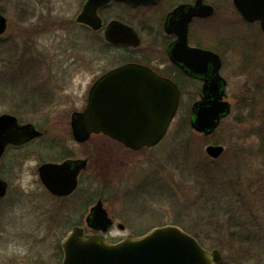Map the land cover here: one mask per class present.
Wrapping results in <instances>:
<instances>
[{"label": "rangeland", "instance_id": "374dc122", "mask_svg": "<svg viewBox=\"0 0 264 264\" xmlns=\"http://www.w3.org/2000/svg\"><path fill=\"white\" fill-rule=\"evenodd\" d=\"M66 2L57 0L50 10L45 0H0L10 23L8 32L0 36V115L11 113L22 123L32 121L47 130L49 138L63 133L62 145L78 148L69 135V124L54 122V107L45 112L30 110L38 87L31 88L28 78L36 76L30 72L33 56L38 68L47 67L44 62L49 59L54 72L63 74L59 83L67 91L57 92L63 96L56 105L60 112L79 110L86 101L88 91L81 87L86 82L74 74L93 65H84L92 56L87 42L91 35L67 24L47 26L48 20L69 22L75 17V4ZM105 61L99 60L98 69L105 68ZM48 92L45 87L39 97L47 100ZM187 110L184 106L165 139L154 148L132 152L106 139L93 141L101 178L115 187V192L105 196V206L115 221L106 237L116 242L129 234L176 224L197 236L205 248L221 251L223 264H264V107H237L209 137L190 128L185 121ZM188 138L190 150H183L180 145ZM42 142L41 147L47 146ZM209 144H221L225 154L212 159L206 153ZM30 149H12L0 173L10 184L8 195L0 199V264H62L61 241L74 225H85V220L72 203L55 202L45 194L33 175L36 162L30 160ZM198 151L203 157L201 153L195 156ZM184 162L191 174L209 162L216 174L227 175L219 183L223 194L217 209L206 205L200 185L182 170ZM216 210L220 214L214 217Z\"/></svg>", "mask_w": 264, "mask_h": 264}, {"label": "flooded vegetation", "instance_id": "af4514ba", "mask_svg": "<svg viewBox=\"0 0 264 264\" xmlns=\"http://www.w3.org/2000/svg\"><path fill=\"white\" fill-rule=\"evenodd\" d=\"M56 1L45 0V4L53 10ZM66 3L75 4V17L69 22L48 20L47 26L50 28L60 23L66 27L67 24L91 35L87 42L91 45L92 56L84 61V65H93L85 71L79 68L74 74L82 76V81L86 82L81 85L88 91L86 101L79 110L72 108L60 112L56 105L63 96L57 92L67 91L65 84L59 83L63 74L54 72L49 59L44 62L47 67L38 68L40 64L35 63L33 56L30 61L34 67L30 72L36 76H30V87H38L33 94L36 100L30 102V110L37 113L54 107V122L68 123L69 135L79 147L65 148L62 145L65 134L57 133L49 138L47 130L39 129L30 121L42 136L9 145L1 159L0 173L12 149L30 146V160L36 162L33 175L45 194L55 202L72 203L85 220V225L78 223L74 226H83L88 234H93L97 232L87 225L88 219L95 217L93 209L99 200L105 203V196L115 192V187L101 178L93 141L106 139L132 151L103 133L93 134L85 143L75 140L71 125L73 116L86 108L93 87L120 67L131 64L145 67L176 85L180 104L175 120L187 106L185 121L191 128L200 109L215 103L226 102L230 107L220 127L237 107L242 109L257 104L264 107V0H67ZM84 14L92 25L84 21ZM100 59H106L105 68L98 69ZM79 61L82 64V58L79 57ZM36 80L39 82L34 83ZM45 87L49 90L45 93L47 100L39 97L44 95L41 90ZM40 142L47 146L41 147ZM36 144L40 147H33ZM44 165H67L68 177L77 174L76 190L68 196L50 192L42 181L41 168Z\"/></svg>", "mask_w": 264, "mask_h": 264}, {"label": "water", "instance_id": "95a60500", "mask_svg": "<svg viewBox=\"0 0 264 264\" xmlns=\"http://www.w3.org/2000/svg\"><path fill=\"white\" fill-rule=\"evenodd\" d=\"M104 2L106 0H94ZM84 21L92 25L84 14ZM8 29V19L0 11V36ZM180 104V92L170 80L151 70L126 65L105 75L91 90L83 112L72 119L74 138L80 143L93 134H105L132 150L157 146L166 136ZM230 112L228 103L201 108L192 127L212 134L222 117ZM42 136L32 124H20L11 114L0 115V164L9 145ZM225 151L221 145L208 146L207 154L217 159ZM67 165H44V185L57 196L72 194L78 185L77 174L66 175ZM8 192V183L0 177V197ZM95 217L87 224L101 233L85 235L75 226L62 240V264H222L221 251L208 250L191 234L175 225L156 227L144 235L130 234L117 243L102 233L113 226L102 200L93 209ZM124 228L123 225H119Z\"/></svg>", "mask_w": 264, "mask_h": 264}, {"label": "trees", "instance_id": "16d2710c", "mask_svg": "<svg viewBox=\"0 0 264 264\" xmlns=\"http://www.w3.org/2000/svg\"><path fill=\"white\" fill-rule=\"evenodd\" d=\"M4 12V11H3ZM28 62V59L26 60V63ZM29 64V62L27 63ZM28 78L30 79V76H28ZM20 115V114H18ZM191 138H188V142H182V144L180 145V148H182L183 150H190L191 147ZM201 152L198 151L197 154H195L196 157H199ZM201 157L202 153H201ZM209 163V162H208ZM208 163L204 164L203 167L201 168V166L198 169L196 168L195 172H193L192 174L188 171L189 167L186 166V162L183 163V167L182 170H184L185 172H187V175L191 178H194L195 181L200 185L201 189V196L207 200L206 205L208 204L211 207H214L213 209H217L219 204H220V200L222 198V192L221 190L223 189V186H220V182L226 180L227 175L225 173H223V175H219L216 174L214 171L215 168ZM158 187V185H157ZM213 212V216H219V212L220 210L216 211H212ZM231 225H233V223H231ZM236 227V226H235ZM249 232V231H248ZM241 233V230H240ZM249 234L252 235V232H250ZM253 236H256L255 233H253ZM197 239L198 237L195 236ZM199 240V239H198Z\"/></svg>", "mask_w": 264, "mask_h": 264}]
</instances>
